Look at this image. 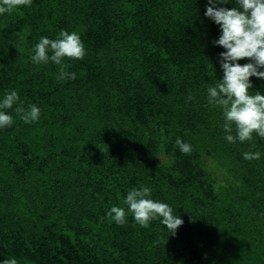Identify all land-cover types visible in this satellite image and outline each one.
Returning a JSON list of instances; mask_svg holds the SVG:
<instances>
[{
	"label": "trees",
	"instance_id": "trees-1",
	"mask_svg": "<svg viewBox=\"0 0 264 264\" xmlns=\"http://www.w3.org/2000/svg\"><path fill=\"white\" fill-rule=\"evenodd\" d=\"M205 4L32 0L0 15V93L19 95L0 130V260L264 264V138L227 142L221 109L207 103L223 49ZM61 29L86 50L65 58L73 80L30 59L41 36ZM250 79L264 93V80ZM30 104L40 118L25 124L14 109ZM141 186L183 219L175 235L159 219L142 227L131 213L123 225L105 216Z\"/></svg>",
	"mask_w": 264,
	"mask_h": 264
},
{
	"label": "clouds",
	"instance_id": "clouds-1",
	"mask_svg": "<svg viewBox=\"0 0 264 264\" xmlns=\"http://www.w3.org/2000/svg\"><path fill=\"white\" fill-rule=\"evenodd\" d=\"M32 0H0V15L9 13L21 5H29ZM230 0H206L205 18L210 19L219 28V35L212 43L223 49L218 54V64L222 78L209 84L206 88V100L209 105L221 109L224 120L222 125L224 139L233 143L243 142L252 138L253 132L264 138V93L253 90L251 78L264 80V0H236L235 7L223 5ZM86 54L80 35L75 31L61 29L55 38L41 36L33 45L30 59L33 64L52 62L59 65L57 79L73 80L74 72L66 71L69 67L65 58L83 59ZM246 59L241 64L238 61ZM252 89L255 94H250ZM191 99V96L188 97ZM18 92L15 89H5L0 93V130L11 127L14 119L7 111L17 105ZM22 104V102H21ZM14 111L25 123L36 122L41 110L35 104L27 109L17 106ZM233 125L235 136L232 134ZM163 139V138H162ZM175 146L183 154H190L192 146L179 137ZM244 159H258L259 152L243 153ZM152 190L148 186L130 188L123 197L125 207L112 205L105 216L110 217L118 225L126 222L127 213L142 227H148L149 222L159 219L170 234L175 232L184 221L169 204L151 198ZM0 264H19L15 257L0 260Z\"/></svg>",
	"mask_w": 264,
	"mask_h": 264
}]
</instances>
